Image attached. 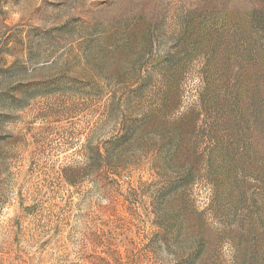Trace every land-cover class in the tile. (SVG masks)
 <instances>
[{
	"label": "rangeland",
	"instance_id": "1",
	"mask_svg": "<svg viewBox=\"0 0 264 264\" xmlns=\"http://www.w3.org/2000/svg\"><path fill=\"white\" fill-rule=\"evenodd\" d=\"M0 264H264V0H0Z\"/></svg>",
	"mask_w": 264,
	"mask_h": 264
}]
</instances>
